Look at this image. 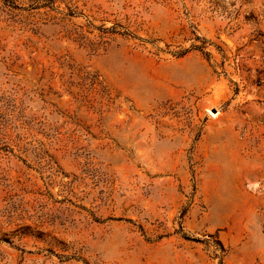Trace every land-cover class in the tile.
<instances>
[{
    "label": "rangeland",
    "instance_id": "rangeland-1",
    "mask_svg": "<svg viewBox=\"0 0 264 264\" xmlns=\"http://www.w3.org/2000/svg\"><path fill=\"white\" fill-rule=\"evenodd\" d=\"M0 264H264V0H0Z\"/></svg>",
    "mask_w": 264,
    "mask_h": 264
}]
</instances>
